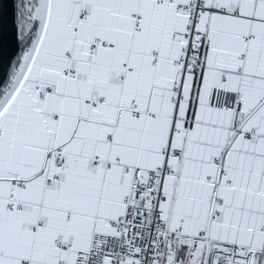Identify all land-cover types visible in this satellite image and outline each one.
<instances>
[{
  "label": "snow or ice",
  "instance_id": "6c2138e0",
  "mask_svg": "<svg viewBox=\"0 0 264 264\" xmlns=\"http://www.w3.org/2000/svg\"><path fill=\"white\" fill-rule=\"evenodd\" d=\"M0 264H264V0H0Z\"/></svg>",
  "mask_w": 264,
  "mask_h": 264
},
{
  "label": "water",
  "instance_id": "95a60500",
  "mask_svg": "<svg viewBox=\"0 0 264 264\" xmlns=\"http://www.w3.org/2000/svg\"><path fill=\"white\" fill-rule=\"evenodd\" d=\"M15 28L11 24V9L8 7L0 19V83L15 54Z\"/></svg>",
  "mask_w": 264,
  "mask_h": 264
}]
</instances>
